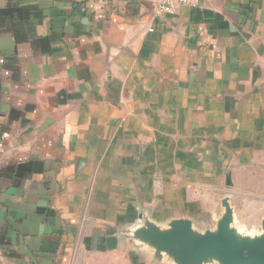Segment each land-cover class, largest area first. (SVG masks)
Masks as SVG:
<instances>
[{
    "label": "crops",
    "instance_id": "0c3cea01",
    "mask_svg": "<svg viewBox=\"0 0 264 264\" xmlns=\"http://www.w3.org/2000/svg\"><path fill=\"white\" fill-rule=\"evenodd\" d=\"M157 2L0 0V264H173L264 161V0Z\"/></svg>",
    "mask_w": 264,
    "mask_h": 264
},
{
    "label": "water",
    "instance_id": "95a60500",
    "mask_svg": "<svg viewBox=\"0 0 264 264\" xmlns=\"http://www.w3.org/2000/svg\"><path fill=\"white\" fill-rule=\"evenodd\" d=\"M232 194L222 200L224 213L213 229L199 231L190 219H174L161 226L142 218L129 235L151 249L158 263L165 259L173 264H264V222L262 234L242 235L234 227Z\"/></svg>",
    "mask_w": 264,
    "mask_h": 264
},
{
    "label": "rangeland",
    "instance_id": "374dc122",
    "mask_svg": "<svg viewBox=\"0 0 264 264\" xmlns=\"http://www.w3.org/2000/svg\"><path fill=\"white\" fill-rule=\"evenodd\" d=\"M245 174V187L229 196L234 227L244 236H256L262 234L264 222V161L248 168Z\"/></svg>",
    "mask_w": 264,
    "mask_h": 264
},
{
    "label": "built area",
    "instance_id": "2783aa9c",
    "mask_svg": "<svg viewBox=\"0 0 264 264\" xmlns=\"http://www.w3.org/2000/svg\"><path fill=\"white\" fill-rule=\"evenodd\" d=\"M200 0H158L157 2V13L158 14H170L177 13L178 9L182 6H196ZM7 135H4L6 138ZM4 145L0 141V151H2Z\"/></svg>",
    "mask_w": 264,
    "mask_h": 264
}]
</instances>
